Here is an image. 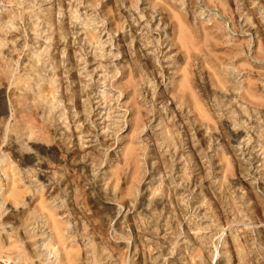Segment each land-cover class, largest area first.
I'll return each instance as SVG.
<instances>
[{
    "label": "clouds",
    "instance_id": "obj_1",
    "mask_svg": "<svg viewBox=\"0 0 264 264\" xmlns=\"http://www.w3.org/2000/svg\"><path fill=\"white\" fill-rule=\"evenodd\" d=\"M103 4L0 0V264H264V0Z\"/></svg>",
    "mask_w": 264,
    "mask_h": 264
},
{
    "label": "rangeland",
    "instance_id": "obj_2",
    "mask_svg": "<svg viewBox=\"0 0 264 264\" xmlns=\"http://www.w3.org/2000/svg\"><path fill=\"white\" fill-rule=\"evenodd\" d=\"M159 3L161 4H166L168 2V0H158ZM114 6V0H105V4H103L101 7L104 9H108ZM145 0H141V4L140 7L143 9L145 7ZM158 16L155 18L154 22H153V26H156L157 24L160 25H164V24H169V20L171 18V13L169 11H167L166 9L161 8L160 10H158ZM175 25V39L177 42V47L179 48V54L176 57L177 62L180 63L181 68H185V66L187 64H189L190 62H192L195 58H198L201 56L202 54V47H201V42L204 39V36L201 35L200 37H197L196 35L192 34L191 32H188L185 30L184 27V21L177 19L176 21L172 22ZM115 27V25H109V28H113ZM166 31L169 32V34H172V25H169V28L166 29ZM125 37H124V33H117L115 39L113 40L114 44H119L121 46L122 49H126V45L124 43ZM260 43H262L261 41H257V47H259ZM214 55H219L220 54V46L217 44L216 45V51L213 52ZM141 63L143 64V66L146 69H150L151 68V63L149 60H143L141 61ZM208 73V80H209V84H211V82L213 80L218 81V77L215 75V71L214 69L211 67V65L209 64L207 66V68L205 69ZM132 77V73L128 72L125 76L124 79L125 80H131ZM183 80V82L186 84L187 83V74L185 73V75L181 78ZM179 86V84H178ZM171 97V94H169V98ZM129 96H125V99H128ZM79 103V102H78ZM191 103L193 106V109L195 110L196 113L199 114V116L201 117L202 120H210L211 117L208 116V114L204 111L203 105L201 103V97L196 94L193 93L191 95ZM139 119V114H137L136 116L130 117V123L128 124V126L125 128V133L128 135L129 138H132L136 135V121ZM122 151L124 152V158L125 160L131 158L132 156H134L135 152H136V147L135 145L131 144V143H127L125 145L122 146ZM112 153L109 152V158L111 157ZM137 175H138V169H137V173L134 174L131 179L135 180L137 179ZM13 193L16 195L18 194L17 197H22L23 196V191L22 190H18L15 188V185H13ZM17 193H16V192ZM52 220V224L54 225L53 227H56V217L54 215H52L51 217ZM193 264H195V258H193Z\"/></svg>",
    "mask_w": 264,
    "mask_h": 264
},
{
    "label": "bare ground",
    "instance_id": "obj_3",
    "mask_svg": "<svg viewBox=\"0 0 264 264\" xmlns=\"http://www.w3.org/2000/svg\"><path fill=\"white\" fill-rule=\"evenodd\" d=\"M13 191H14V189H13ZM15 192H16V191H15ZM16 193H17V192H16ZM12 195L15 196V197L18 196V194L15 195L13 192H12ZM53 226H54V225H53Z\"/></svg>",
    "mask_w": 264,
    "mask_h": 264
}]
</instances>
